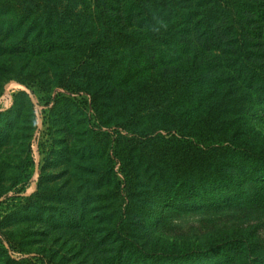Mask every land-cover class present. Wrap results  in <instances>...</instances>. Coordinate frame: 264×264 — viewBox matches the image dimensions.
I'll use <instances>...</instances> for the list:
<instances>
[{
    "label": "rangeland",
    "instance_id": "374dc122",
    "mask_svg": "<svg viewBox=\"0 0 264 264\" xmlns=\"http://www.w3.org/2000/svg\"><path fill=\"white\" fill-rule=\"evenodd\" d=\"M104 1L114 11L116 0ZM27 2L33 0H0V19L22 13L20 7ZM75 3L81 11L96 12L94 0ZM170 18L178 19L176 15ZM19 25H0V40L8 44L21 39L15 35L30 33ZM32 33L30 38L36 34ZM155 33L163 35L160 29ZM166 43L150 41L158 58L169 50L171 44ZM112 48L110 55L114 56L120 47ZM29 52L0 60V264H42L37 255L47 257L49 264H117L118 259L120 264H137L134 259L140 251L157 255L145 264H182L180 257L185 253L227 243L225 249L234 259L231 264H261L264 202L258 206L249 202L250 189L244 194L233 186L205 190L196 193L197 205L191 211L175 209L163 197L166 192L174 196L179 188V159L160 160L159 150L166 141L179 140L178 133L151 119L142 139L146 148L140 152L148 156L128 157L127 139L140 138L115 125L117 87L112 83L109 88L102 86L107 98L97 100L100 85L88 86L80 75L64 72L62 79L58 76L60 67L77 60L72 52H56L47 61ZM109 65L111 72L118 69L112 59ZM263 114L251 112L243 117L244 128L237 141L244 149L264 152ZM237 123L235 128L241 121ZM182 139L186 145L191 142ZM224 141L218 137L205 145L213 150L228 147ZM80 145L86 151H97V180L91 174L92 162L80 163L75 155ZM123 147L127 148L124 159L119 156ZM151 151L159 157L149 158ZM231 172L236 181L248 175V170L241 175L233 166ZM253 184L264 187V170L257 182L253 176ZM93 213L90 226L87 217ZM254 231L253 238L261 243L258 250L248 255L234 249L233 241L249 243ZM123 246L130 248L127 254L120 251ZM216 252L195 264H216L227 250L218 247ZM168 254L178 257L155 260Z\"/></svg>",
    "mask_w": 264,
    "mask_h": 264
},
{
    "label": "trees",
    "instance_id": "16d2710c",
    "mask_svg": "<svg viewBox=\"0 0 264 264\" xmlns=\"http://www.w3.org/2000/svg\"><path fill=\"white\" fill-rule=\"evenodd\" d=\"M94 2L96 12L79 10L75 0H33L20 7L22 13H8L10 16L0 19V25L18 22V27L30 33L15 35L21 39L8 44L0 40V60L31 51L33 56L47 61L59 52H72L70 55L77 60L60 67L58 76L62 79L64 72L73 77L80 75L87 79L88 86L100 85L96 87L97 100L107 98L102 86L109 88L112 83L117 87L115 125L140 138L127 139L128 157L136 153L148 156L140 152L145 151L142 139L151 119L163 129L176 131L179 140L172 138L159 150L160 160L175 156L179 159V188L174 196L166 192L163 197L175 209L179 206L181 212L191 211L197 205L196 193L230 186L241 194L250 189L249 202L257 206L263 203L264 187H256L253 176L257 182L264 170V152L244 149L237 140L244 128L243 117L251 112L264 113V0H116L112 12L104 0ZM172 15L178 19L171 20ZM157 29L163 35L156 34ZM32 32L36 34L30 38ZM156 40L171 44L159 58L150 44ZM112 47L114 51L120 47L114 56L110 55ZM110 59L118 67L113 72ZM115 94L116 89L111 96ZM239 120L241 124L235 128ZM182 137L191 141L189 145ZM218 137L229 146L208 149V140ZM126 149L119 152L123 159ZM75 155L80 163L92 162L91 174L97 180V151H86L80 145ZM150 156L159 157L154 151ZM231 166L237 167L241 175L248 170L245 180L236 181ZM95 214L87 217L90 226ZM98 219L105 222L99 215ZM254 233L249 235V243L233 241L234 249L248 255L258 250L261 243L253 238ZM227 245L185 253L180 259L182 264H195L219 253L216 249L220 247L227 252L216 264H231L234 259L225 249ZM129 250L123 246L120 251L127 254ZM151 256L140 251L134 261L145 264L154 259ZM176 257L178 254H168L155 260L171 261ZM36 258L49 264L43 255ZM259 262L264 264V258Z\"/></svg>",
    "mask_w": 264,
    "mask_h": 264
}]
</instances>
